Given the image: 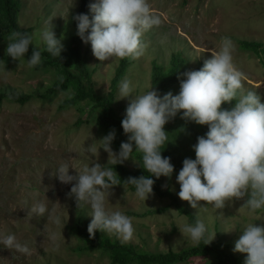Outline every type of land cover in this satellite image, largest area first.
I'll return each instance as SVG.
<instances>
[{"label":"rangeland","instance_id":"rangeland-1","mask_svg":"<svg viewBox=\"0 0 264 264\" xmlns=\"http://www.w3.org/2000/svg\"><path fill=\"white\" fill-rule=\"evenodd\" d=\"M19 1L17 22L21 28L30 29L32 45L44 48L40 33L48 27L49 21L51 30L61 39L62 51H66L74 30L72 17L79 10L80 0ZM92 2L94 0H90ZM147 3L161 23L141 37L146 45L144 54L137 59H127L129 63L115 88L114 109L119 115L123 116L128 103V98L120 99L118 95L121 80L127 78L131 82L133 95L143 94L149 88L154 90L151 82L154 65L166 72L171 56L178 54L183 63L176 84L168 90L176 95L182 73L197 70L210 57V51L219 50L225 37L235 45L233 64L244 74L243 89L256 90L264 102V59L241 44L257 42L264 47V0H147ZM4 45L5 40H2L1 46ZM81 54L87 67L93 70L94 90L105 95L121 59L98 61L90 45L83 42ZM55 77L52 70L30 67L27 59L7 68L0 67V93L35 96L25 104L0 102V234H15L17 241L31 252L29 255L0 246V264H110L105 253L84 249L85 243L76 234L75 226L81 219L87 228L90 209L86 205L78 207L69 194L71 184H63L54 176L61 165L70 167V175L93 163L104 167L112 165L108 153L99 148L102 144L99 140L107 133L96 126V112L91 105L79 102L59 108L63 100L71 97L70 90L51 100L36 98ZM178 117L180 113L169 122ZM110 148L114 153L119 150L111 145ZM121 164L128 169L138 166L133 158ZM176 175L161 178V188L175 195L179 191ZM246 198H233L223 209L217 210L210 205L199 209L205 204L203 201L193 209L187 201L178 199L197 219L206 223L209 238L215 233L209 244H219L244 263L246 254L233 251L239 231L252 222L264 225V210L248 211L243 206ZM37 202L46 205L43 216L29 211ZM144 203L124 186L117 184L109 190L106 210L121 211L132 220L133 236L124 243L153 253L178 252L194 246L179 232L185 222L189 223L187 218L174 208L146 214L166 206L167 198L152 193ZM106 236L117 239L113 235ZM212 261L211 256H204L178 264Z\"/></svg>","mask_w":264,"mask_h":264},{"label":"clouds","instance_id":"clouds-1","mask_svg":"<svg viewBox=\"0 0 264 264\" xmlns=\"http://www.w3.org/2000/svg\"><path fill=\"white\" fill-rule=\"evenodd\" d=\"M91 20L86 14L72 17L76 35L89 44L92 55L98 61L111 59H137L144 54L146 45L141 37L144 32L159 26L160 18L150 11L147 0H94L88 5ZM44 51L58 57L63 45L48 21V27L40 33ZM31 34L15 31L6 46V55L13 60L24 58ZM235 45L225 37L218 51H210L198 70L182 73L179 92L160 96L150 88L143 94L133 95L131 82L125 78L118 84L120 99L128 98L120 126L127 139L119 150L110 148L115 131H109L99 141L111 157L113 166L132 158L133 152L141 154L144 172L148 175L128 177L124 181L134 188L135 197L142 201L152 194L154 177L171 178L173 165L169 157H162L161 149L167 142L164 125L180 113L181 119L206 125L207 131L197 136L191 146L194 159L185 158L175 181L176 193L182 201L196 209L198 202L213 209H223L233 198L247 197L243 206L256 213L264 210V102L256 90L243 89L244 74L233 64ZM41 61V52L32 49L27 64L30 67ZM235 101L231 109L221 108L222 103ZM141 167V166H140ZM68 166L57 168L55 178L63 184H71L70 195L79 206L90 209L91 219L87 233L91 238L95 231L113 235L121 242L129 241L134 232L132 220L121 211H107L105 204L109 190L118 184L113 168L99 163L85 165L75 175ZM145 204V203H144ZM29 211L43 216L47 211L43 203H35ZM193 245L204 241L208 244V227L201 219L183 225L179 230ZM0 246L20 253L31 254L30 249L17 241L15 234H0ZM234 252L246 254L244 264H264V225L247 224L239 231L234 242Z\"/></svg>","mask_w":264,"mask_h":264},{"label":"trees","instance_id":"trees-1","mask_svg":"<svg viewBox=\"0 0 264 264\" xmlns=\"http://www.w3.org/2000/svg\"><path fill=\"white\" fill-rule=\"evenodd\" d=\"M90 0H80L79 10L76 13L86 14L91 20V14L88 8ZM20 8L19 0H0V67L7 68L10 65H15L18 62L29 59L32 49H37L41 52V61L35 67L40 70H52L55 74V80L49 87H46L41 95L36 98L41 100H51L58 94L67 90L72 92L71 97L63 100L59 104V108H67L76 105L79 102H85L91 105L95 110L96 126L108 134L109 131H115V138L111 142V146L119 149L121 142L126 141L127 137L123 133L120 126V121L123 118L114 109L115 103V88L125 69L129 63L128 58L121 59L115 71V75L109 85V90L105 95H99L93 87L92 72L81 54V39L75 34V21L72 19L74 30L71 36L70 44L66 51H61L59 56L53 57L44 48L39 49L32 44L29 45L28 51L24 54V58L13 60L6 55V46L10 42L13 32L20 31L30 34L29 28H21L17 22V16ZM5 40V45L1 46V41ZM244 49L252 50L256 54H261L264 59V47L257 42L241 43ZM183 63V59L178 54H173L170 59V65L166 72L161 67L154 65L151 74L152 87L160 96L168 93L171 86L176 84L179 76V68ZM202 65L198 66L197 70ZM35 96L3 94L0 93V102L8 100L14 104H25ZM234 101L222 103L221 108L228 110L233 105ZM164 131L168 135L170 142H167L161 149L162 157H169L170 163L173 165V173L177 174L182 167V161L185 158L194 159V152L191 146L196 142L197 136H202L207 131L206 125H196L193 122L181 119L178 117L174 122H167L164 126ZM132 158L136 160L138 166L133 169H128L122 164L115 166L108 165V168H113L117 175L118 185L126 187L129 191L134 192L132 185L126 184L124 181L128 177H139L148 175L144 172L141 163V154L133 152ZM141 166V167H140ZM163 177V176H162ZM154 179L152 193L159 198H167L169 203L161 208L154 209L146 214L161 213L172 207L176 212L187 218L189 223H193L197 218L185 206L181 205L178 197L169 189L161 188V178ZM87 228L84 227L81 219L76 221L75 232L78 237L85 243L84 249L98 250L105 253L110 261V264H178L188 261L193 257L211 256L213 261L206 264H244L243 261L227 252L219 244H204L201 241L187 249L178 252L169 250L165 253H153L136 249L134 245L126 244L118 239H112L101 231H95L92 237H89ZM82 250V248H80Z\"/></svg>","mask_w":264,"mask_h":264}]
</instances>
